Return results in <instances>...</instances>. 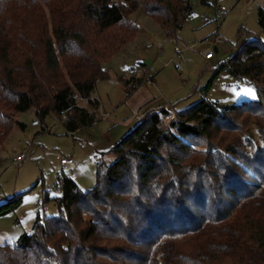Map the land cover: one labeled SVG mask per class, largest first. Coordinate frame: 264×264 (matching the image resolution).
<instances>
[{
    "label": "trees",
    "instance_id": "1",
    "mask_svg": "<svg viewBox=\"0 0 264 264\" xmlns=\"http://www.w3.org/2000/svg\"><path fill=\"white\" fill-rule=\"evenodd\" d=\"M137 11L173 38L193 7L191 0H0V148L15 123L26 127L16 118L31 109L42 122L51 112L63 117L68 133L93 125L96 116L80 101L99 106L92 96L109 78L104 64L137 37L131 19ZM258 22L264 30L262 7ZM222 71L253 84L258 99L230 107L207 98ZM124 82L128 91L142 83ZM199 91L204 96L168 125L170 107L145 113L110 151L114 161L98 154L93 189L83 191L61 173V194L45 198L59 215L38 216L31 233L0 244V264H264V185H248L236 162L182 156L189 148L184 139L239 129L219 123L244 113L256 130L242 136L248 157L240 152L241 158L247 165L252 156L264 159L261 37L251 35ZM10 210L1 206L0 216Z\"/></svg>",
    "mask_w": 264,
    "mask_h": 264
},
{
    "label": "rangeland",
    "instance_id": "2",
    "mask_svg": "<svg viewBox=\"0 0 264 264\" xmlns=\"http://www.w3.org/2000/svg\"><path fill=\"white\" fill-rule=\"evenodd\" d=\"M191 1L193 11L173 38L166 36L160 25L143 11L132 14L131 19L139 32L104 64L109 78L98 82L92 96L99 106L94 108L87 100L80 101L81 106L96 116L93 125L68 133L64 118L53 112L43 122L34 109L18 115L16 119L26 127L23 129L15 123L7 142L0 148V207L11 208L8 214L0 216L1 245L15 244L23 233H31L38 216L59 215L55 203L45 198L47 194L50 199L58 196L55 189L62 173L61 158L72 157L78 164L73 172L66 173L68 177L73 178L83 191L93 189L97 181V155L105 153L107 162L114 161L110 151L136 129L145 113L170 107L172 113L164 118L168 125L174 113L196 104L204 96L199 89L251 35H258L264 42V30L258 22V10L264 8V0H210L208 4L202 0ZM221 7L228 12H220ZM215 33L223 34L225 44L218 51L214 50V59L208 61L203 55L204 47L196 48L195 45ZM176 46L182 50L180 53ZM132 77L142 83L128 91L124 81ZM206 97L235 107L256 101L258 94L253 84L222 71ZM247 111H253V107ZM243 115L232 114L228 118L233 120L219 123L239 129L223 131L212 140L184 139L189 148L182 156L189 161L236 162L248 185L263 186L264 168L261 166L264 159L256 163L249 153L252 158L247 165L241 158L240 152L248 154L241 147L242 136L250 129L256 130L251 124L253 120L248 117L244 121ZM254 138L258 139V135ZM227 148L237 151L231 153ZM22 153L27 154V158L19 165L15 164ZM209 204V208L217 206L213 202ZM84 218L88 221L89 216Z\"/></svg>",
    "mask_w": 264,
    "mask_h": 264
},
{
    "label": "built area",
    "instance_id": "3",
    "mask_svg": "<svg viewBox=\"0 0 264 264\" xmlns=\"http://www.w3.org/2000/svg\"><path fill=\"white\" fill-rule=\"evenodd\" d=\"M220 12L222 13H226L228 12V10L225 7H221L220 8ZM225 44V38L223 36V34L221 33H215L214 35H212L210 38L204 39L202 42L198 43L197 45H195V47H204L203 48V55L205 57L206 60L210 61L214 58L215 56V52L214 50H219V48ZM176 51L177 52H181L182 50L176 46ZM186 49H190L189 46H186ZM75 98H77V96H75ZM27 158V154L22 153L20 155L17 156L16 160L14 161L15 164L19 165L20 163H22L25 159ZM60 164H61V172L62 173H71L74 171V169L78 166V164L76 163V161L70 157V158H61L60 160ZM55 193L57 195L61 194V189L58 187L55 189Z\"/></svg>",
    "mask_w": 264,
    "mask_h": 264
},
{
    "label": "crops",
    "instance_id": "4",
    "mask_svg": "<svg viewBox=\"0 0 264 264\" xmlns=\"http://www.w3.org/2000/svg\"><path fill=\"white\" fill-rule=\"evenodd\" d=\"M213 59H214V58H213ZM213 59H212V60H213ZM210 61H211V60H210ZM159 106H161V105H159Z\"/></svg>",
    "mask_w": 264,
    "mask_h": 264
}]
</instances>
